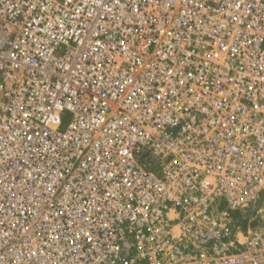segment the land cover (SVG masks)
Segmentation results:
<instances>
[{
  "label": "built area",
  "instance_id": "1",
  "mask_svg": "<svg viewBox=\"0 0 264 264\" xmlns=\"http://www.w3.org/2000/svg\"><path fill=\"white\" fill-rule=\"evenodd\" d=\"M0 264H264V0H0Z\"/></svg>",
  "mask_w": 264,
  "mask_h": 264
}]
</instances>
